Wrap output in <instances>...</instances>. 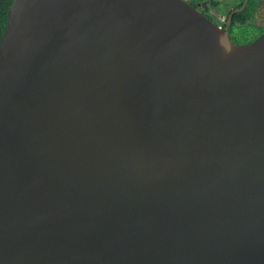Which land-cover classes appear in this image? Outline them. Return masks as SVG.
<instances>
[{
    "label": "water",
    "instance_id": "1",
    "mask_svg": "<svg viewBox=\"0 0 264 264\" xmlns=\"http://www.w3.org/2000/svg\"><path fill=\"white\" fill-rule=\"evenodd\" d=\"M0 264H264V32L188 0H14Z\"/></svg>",
    "mask_w": 264,
    "mask_h": 264
},
{
    "label": "trees",
    "instance_id": "2",
    "mask_svg": "<svg viewBox=\"0 0 264 264\" xmlns=\"http://www.w3.org/2000/svg\"><path fill=\"white\" fill-rule=\"evenodd\" d=\"M193 5L199 7L205 3L206 0H188ZM245 0L239 1L237 5L228 12V17L224 23L219 19H216L205 6H202V11L205 12L210 18L214 19L218 24L226 26L228 25L230 30V36L233 41L237 43H248L256 39L260 34L264 32V26L256 22H252L251 18L256 11L264 14V0H248L246 6L239 11L234 12L233 18L228 24L230 13L243 5ZM14 0H0V41L8 26L9 22V9L12 6ZM217 4V0H214ZM205 5V4H204Z\"/></svg>",
    "mask_w": 264,
    "mask_h": 264
},
{
    "label": "rangeland",
    "instance_id": "3",
    "mask_svg": "<svg viewBox=\"0 0 264 264\" xmlns=\"http://www.w3.org/2000/svg\"><path fill=\"white\" fill-rule=\"evenodd\" d=\"M239 1L241 0H217V4H215L214 0H206L204 4L208 7L210 13L216 19H219L222 23H224L228 17V12L231 11V9H233ZM251 21L264 26V14L256 11L251 18Z\"/></svg>",
    "mask_w": 264,
    "mask_h": 264
},
{
    "label": "flooded vegetation",
    "instance_id": "4",
    "mask_svg": "<svg viewBox=\"0 0 264 264\" xmlns=\"http://www.w3.org/2000/svg\"><path fill=\"white\" fill-rule=\"evenodd\" d=\"M202 6H203V7L205 6V7L208 9V7H207L206 5H204V3L201 4V5L199 6V8L202 9Z\"/></svg>",
    "mask_w": 264,
    "mask_h": 264
}]
</instances>
